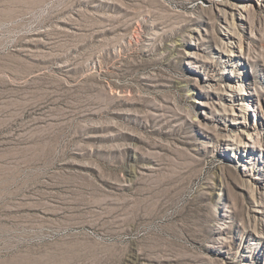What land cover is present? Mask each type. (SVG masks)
I'll use <instances>...</instances> for the list:
<instances>
[{
	"label": "rangeland",
	"instance_id": "rangeland-1",
	"mask_svg": "<svg viewBox=\"0 0 264 264\" xmlns=\"http://www.w3.org/2000/svg\"><path fill=\"white\" fill-rule=\"evenodd\" d=\"M0 264H264V0H0Z\"/></svg>",
	"mask_w": 264,
	"mask_h": 264
}]
</instances>
